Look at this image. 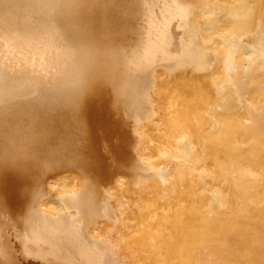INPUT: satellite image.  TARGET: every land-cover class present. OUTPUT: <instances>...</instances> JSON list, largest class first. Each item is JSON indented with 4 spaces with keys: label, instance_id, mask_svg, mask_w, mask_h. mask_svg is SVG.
I'll list each match as a JSON object with an SVG mask.
<instances>
[{
    "label": "bare ground",
    "instance_id": "obj_1",
    "mask_svg": "<svg viewBox=\"0 0 264 264\" xmlns=\"http://www.w3.org/2000/svg\"><path fill=\"white\" fill-rule=\"evenodd\" d=\"M158 1L159 5L156 1L155 3L161 7L162 0ZM166 1L162 2L163 6ZM183 1L185 0H182V5L186 2ZM135 2L136 0H0V220L2 219L1 214H3L1 211L9 210L12 206L11 203L18 204L17 206L22 208L24 213L27 211L24 214V217L25 215L28 217H25L28 219L27 222L22 217L23 214L20 215L18 207L19 212H17L24 219H19L17 215L18 221L15 217L16 222L21 221L20 224H22V221H25L27 223L24 224L27 227L25 228L26 234L23 231L24 226L22 225L21 228L13 220L16 223L13 225L20 226L16 231L23 229L24 236H26L23 239L27 241V243L24 242L26 244L19 241L20 245L24 244L21 248L24 250L26 245L29 256L42 258L43 261L45 259L44 262L49 264H264V0H187L185 7L179 6L181 7L179 8L180 14L178 12L174 14L175 8L173 9L168 4L172 7L170 11L173 9V12L171 11L173 14L170 12L172 17L168 13L169 7L165 12V8L162 6L165 14L168 13L166 17L168 15L173 19L176 15H179L180 18L181 15L188 17L192 12L194 13L191 16L197 17L194 25L191 24L190 15L186 24L183 21L185 26L179 22L181 27L176 22L179 28H183V26L186 28L185 32L183 31L184 35H181L183 34L181 31L179 41L174 40V38L179 39L176 34L177 37H174V33L177 30L179 34L181 29L176 28L175 31H172L171 27L173 26L171 25H169L171 27H164V29L161 27L160 29L158 22L160 25L164 22L167 24L168 20L161 22L164 18L161 19L158 14L161 19L158 20L156 13V18L151 17L158 22L154 23L156 20L150 17L155 25L150 24L151 20H148L149 17H147L150 14L146 8L148 7L147 2V6L143 7L147 10L141 11L149 13L147 16L141 14L147 19L146 17L138 18L140 13L135 11L139 8L142 10V8L141 4L138 8L139 3ZM141 2L143 4L144 1ZM165 4L167 5V3ZM153 6L151 5L150 9L154 10ZM164 12L161 13L162 17L165 15ZM134 13L141 23L144 19L145 23L150 22L149 26L153 25L154 30L152 27L150 28L152 31L147 30L146 32H152L154 38L162 30L158 37L159 40H153V42L150 40L151 43L149 41L150 44L145 48L146 51L144 49L145 52H142L144 56L140 57L143 58L142 61H135L137 63L133 65L134 68L136 67L135 72L129 69V66L134 64L132 63L134 57L130 58L128 53L133 50H130L129 47L130 51L127 52V49L124 48L132 64L125 55L126 52H121V47L130 37L131 33L129 34V32L132 28H129V23H134L132 22L136 19V17L134 19ZM192 19L195 21V18L192 17ZM172 20L169 18V21ZM57 22H60L61 25ZM137 22H135L136 26ZM141 23L138 26L145 24ZM170 23L172 24V22ZM146 25L142 27H146ZM156 26L158 29L156 33L159 31L157 36ZM175 26L177 27V25ZM137 29L139 30V27L135 30ZM146 32L143 31L141 34L147 35ZM150 36V34L147 35L148 38ZM141 41L142 39L137 42L142 43ZM175 42L177 43L173 45ZM69 43L71 45L73 43V47L76 45V49L68 48ZM133 43L140 49L139 43L137 45L135 40ZM143 45L145 44L143 43ZM135 46L133 45V47ZM143 48L141 49L143 50ZM3 50H8L12 56L4 58L1 55ZM139 52L141 54V51ZM136 53L138 54V50ZM137 54L135 57L140 56ZM17 55L21 57L17 59ZM158 55H163L162 62L166 61L164 56L171 55L168 57L173 58L174 61L179 57L178 61L183 62L187 69H183V71L182 68L185 66L182 67L176 60L177 70L181 73L182 71L186 72L187 74H185L188 76L193 68L196 73L192 70L195 74L192 79L197 76L198 71L205 72L206 76L203 77L205 73H201L203 75H201L202 77L199 75L201 78L197 76L198 80L190 81L187 78L192 76L193 73H191L187 78L184 77L186 81L183 80L186 82L184 85L189 87L188 90V87L186 89L184 86L188 94L182 92L185 89L178 86V81L175 86L182 93L178 90L180 94L173 92L174 86L171 85V87L169 84L174 82L169 80L170 82H166L167 84L163 83L162 74L166 75L171 72L170 68L175 67L176 69V66L171 64V67H167L166 73L163 70L161 79L157 78L160 75L157 71L163 69L162 67H165L169 59L162 66ZM158 59L160 62H156ZM138 60L140 59L138 58ZM173 60L171 61L173 62ZM156 63L157 66L153 68L152 65ZM151 67L152 70L159 67L156 72L154 71L156 75L154 72L152 73L157 78L155 80L159 81L155 84L163 83V87L168 85V92H173L168 94L167 88L164 91V88L159 89L160 86L155 84L153 89V84H151V90H154L152 93L159 91L158 95L161 98L163 94V99L165 96L167 97L165 102L163 100L164 104H155L157 100L162 102V99L159 100L160 97L157 94L153 93L156 98L150 93L152 99L155 98L152 100L149 95L150 88L149 92L146 90V85L150 84L149 81L152 78L155 81L154 76L151 77L152 74L148 75ZM188 67L191 68L189 71ZM173 72L171 73L175 76H172L171 73L169 76L168 73L166 76L164 75L166 77L164 79L167 81L168 76V79L170 77L171 80L172 78L176 80V76L183 75L179 72L176 75L177 73ZM177 78L182 79L183 77ZM180 79L179 82L182 81ZM177 87H174L175 91ZM30 92V95H33L32 92H34L33 97L28 95ZM184 94L186 96L180 99ZM21 95H24L23 97L28 95L29 98L15 102L20 99L15 100V97H21ZM135 99L137 103L143 105L142 107L138 103L141 110L143 109L141 113L143 116L146 115L142 118H149L154 110V108H150V102L154 101L155 110L153 112H156L159 106L158 109L160 108L159 110L163 113L162 116H165L160 117V119H165V126H163V121H157L158 125L160 123L163 128L159 127L161 130L157 136H154V140L151 134L153 140L151 148L153 147L158 158L152 157L150 160L152 162L153 159L154 161L157 159L158 164L153 162L159 167L153 166V168L156 167L154 169L160 171L159 173L163 172V176L156 175L163 177L161 178L163 183L160 179L161 181L159 180L160 182L158 181V185H156L157 182L155 183L153 179V187L148 185L146 188L150 189H147L148 191L144 189L146 192L142 196L140 195L142 194L141 186H137L141 193L137 192L135 196L141 197L140 200H137L139 196H136L137 199L133 197L135 201L130 199L132 195H128L129 192L124 190L130 197L129 201L132 200L135 204L139 201L137 206L133 202L130 203L125 196L124 198L127 199L123 198L126 201H123L124 203L122 200H109L108 209L113 204L115 205L112 201L119 202L120 205L126 204L128 201L129 203L126 205H135L134 207L130 205L131 212L127 214L119 210L124 214L122 216L116 211L121 209L118 207L119 203H116L115 207L117 206L118 209L115 212L120 214H118L120 218L117 222L120 224L121 230L119 229L118 232L116 225H114L116 227L113 233L109 232V228H105L107 230L105 232H109V235L107 233L102 236L91 234V226H97L101 218L106 220L109 218V214L112 215V212L107 210V205L101 206L102 201L98 203L102 199L101 192H107L105 191L107 185L104 186L107 182L102 183L104 188L101 187V183L99 184L100 175L97 173H95L97 176L94 177L96 180L90 178L93 182L90 181L85 185L86 187L81 186L84 187L82 189L78 186L82 190H77L76 187L72 188V191H68L67 188V193L59 205H51L49 210H45L40 204L44 196L48 194V191L46 193L43 189L46 188L43 181L50 177L45 176L44 180V177L39 173L48 166L54 167L56 170L62 168V166L59 167V163L63 157L72 158V156H77L79 160L77 157L75 160L78 162H87L84 163L85 167L80 168L82 170L87 165L98 170L109 167L110 165L107 166L105 160L110 161V154H108L110 157L106 156L107 158L104 157V160V158L101 159L102 154L98 156V152H96V149L99 148L102 152L101 144H99L101 135L96 134L98 127L102 128V137L119 136L117 144L113 141L115 148H122L120 146L123 143L122 139L130 142L134 135L127 132L131 128L124 126L130 122L121 121V123L120 119L118 120L121 112L117 113L120 111V105L124 107L126 106L123 104L124 102L127 101L129 104L132 102L131 100ZM136 102L134 103L136 106L131 104L132 111L137 108V111L140 110ZM129 108L131 106L127 105L123 111L127 109L129 111ZM135 112L132 114L136 120L138 116L135 115L140 112L138 111L139 113L136 114ZM129 114L126 115L129 116ZM123 116L121 115L120 118H124ZM141 119L140 121H142ZM144 119L143 124L140 121L136 122L144 125V122H147ZM129 120L134 121L132 126L137 124L134 119L129 118ZM157 123L155 120L151 125L153 124L154 127V124L157 125ZM146 124L148 126V123ZM77 128L83 132L78 131ZM76 129L77 134L78 132L83 133L82 137H80L81 134L77 135L83 139L82 141L74 138ZM96 129L97 131H95ZM130 135L131 138H129ZM136 135L137 133H135ZM64 137L66 138L65 143L60 141L64 140L61 139ZM138 138L140 139L141 136ZM138 138L137 140H139ZM144 138L145 142L150 139L149 137V139ZM98 139L100 140L98 141ZM104 139L106 140V138ZM132 139L133 144L134 141L138 142ZM143 140L142 145H144ZM59 141L64 144V147L57 144L60 143ZM87 142L91 145L98 142L99 148H95L96 146L93 145L94 147L89 149ZM105 145L103 144V146ZM134 146L137 148L138 143L137 146L136 144ZM140 148L139 151L143 147ZM122 151L123 149H121L120 155ZM65 153L68 154V157L64 156ZM142 153L145 154L146 150ZM58 155L60 157L56 159ZM126 155L128 156V154ZM61 156L63 157L61 158ZM48 157H50V163L45 164L44 159L47 160ZM141 159L142 157L140 161ZM143 159L141 161L143 165L144 161H148L150 165L149 160ZM67 160L69 159L63 160V163H67V167L68 164L71 167V164L76 162L74 159L71 161L72 163L66 162ZM122 160L121 164L125 161L128 163L127 159L123 163ZM132 161L130 160L131 164L136 160ZM81 164L76 165L80 166ZM73 166L71 169L78 168V166L74 168ZM127 166L129 168V164ZM63 167H66V164ZM67 167L66 169L69 170ZM114 168L115 166H112V171ZM86 170L88 171V168ZM93 170L95 169L93 168ZM60 171L57 172L60 173ZM123 173L126 174L127 171ZM42 174L51 176L52 171L51 174H44V172ZM90 174L92 173L90 172ZM100 174L102 175V173ZM106 174L103 173V175ZM41 179L43 180L39 183L43 182V187L37 185L38 180ZM144 182L150 183L148 179ZM47 183L46 190H49L50 182ZM34 184L38 188L41 186L44 192L35 188ZM137 184L142 183L140 181ZM143 185L144 183L142 187ZM137 187L134 189L137 190ZM129 188L128 184L127 189L131 190ZM100 189L105 190L100 191ZM132 194L134 196V193ZM107 198H109L108 195ZM3 206H7V208L5 209ZM103 207H106V210ZM122 207L124 206L122 205ZM70 208L80 210L82 216L87 219L86 225L74 221L75 217L70 213ZM113 208L114 206L111 210ZM22 209H20L21 213H23ZM123 211L127 212L128 210L123 209ZM12 214L6 212L5 215L11 216ZM11 218L13 219L12 216ZM3 228L5 227L3 226ZM12 228L15 230L14 227L11 229L9 227L13 232ZM122 228L123 244L120 243L117 246L113 239L118 236L113 238L115 236L113 234L115 231L121 233ZM18 231L17 233H19ZM3 232L0 233V237ZM4 237L6 236L4 235ZM7 237L4 239H10V236ZM4 239H0V254L3 258L0 263L17 264L16 260L12 261V259H16L14 258L15 254L13 256L10 253L12 258L5 250L6 246L4 245L5 248L2 246L7 243ZM118 239H121L120 235ZM8 246L11 249L12 245ZM123 250L126 253H131V258H128L130 262L128 259L125 260L127 263L121 260L120 251L123 253ZM25 258L27 259L26 256ZM40 263L32 260L25 261V264Z\"/></svg>",
    "mask_w": 264,
    "mask_h": 264
},
{
    "label": "rangeland",
    "instance_id": "obj_2",
    "mask_svg": "<svg viewBox=\"0 0 264 264\" xmlns=\"http://www.w3.org/2000/svg\"><path fill=\"white\" fill-rule=\"evenodd\" d=\"M132 1H133V0H132ZM137 1H138V0H136V2H135L136 4L139 3L137 7L139 8V5L141 4L140 7L142 8V10H140V8H139L138 10L136 9L137 11H135V12L138 13V14L140 13V15H138V18H140V19H141V18H145L149 13H150V14L152 13L151 15L149 14V16H147V17H149V18H150L151 16H154V17H155L156 14H157V15L159 14V15L161 16V19L164 18V19L161 20V19L159 18V15H158L157 19H158V20H161V22H163L164 20H166V21L168 20V23L166 22V23L168 24V26H167V24H165V22H164V23H161V25H162V26H161V25L159 24L158 20H156V19H154L153 17H151V18H153L154 20H156V21H154V23H157V22H158V26H160V27H159L160 29H161V27H163L162 29H164V27H171V26H173V27H171V28H173L174 30L171 29V28H170V29H171L172 31H175L176 28H177V29L179 28V27H178L179 22H180V24L182 23L181 25H184V26H185V24H186V20L189 21V18H190V17H191L190 20H192V23H191V24L194 25V23H196V21H197V17H195V16H191L192 13H194V12H192L191 14H189L190 17H189V15H188L189 18H188V17H183V15H181V18H180L179 15H178V16L176 15L177 19H176V17H175L174 19L177 20V21H175L173 18H171V17H172V14H173V13H172L173 11H174V14H175L176 12L179 13V8H181V7H185V6L187 5V0H185L186 2L183 1V2H185V3H184L185 6L182 5V4H183V3H181L182 0H180V3H179V0H167L168 2H167V1L165 2V3H167V5H166L165 3H163L165 6L162 5V2H164L165 0H164V1H163V0L161 1V0H160V1H161V3H160L161 7H158V6H157V5H159V3H158L159 1H158V0H151V3H149L150 0H149V1L147 0L146 2H147L148 7H146L147 5H146L145 0H140L139 2H137ZM141 1H144V2H145V4H144V2H143L144 6H143V4H142ZM155 1H156V3H158L157 5H156ZM140 2H141V3H140ZM148 3L151 4L152 6L155 4L156 7H157L158 9L155 7V5H154L153 7H155L154 10H156V11L150 9L151 5H149ZM168 4H170V5L173 7V9L175 8L176 10H175V9H174V10L171 9V11L173 10V11L171 12V11H170V8H172V7L168 6ZM145 5H146V6H145ZM162 6H163V8H165V10L162 9ZM166 6H167V7H166ZM179 6H181V7H179ZM143 7H144V8L146 7V8L148 9V12H149V13L147 12L148 14H147L146 12H144V13L141 12V11H144V10H145ZM168 7H169V8H168ZM151 8H152V7H151ZM159 8H160L161 10H160ZM166 8H168V10H169L168 13H170V12L172 13V14L170 13V14H171V17H168V16H170V15L167 16L168 19H165V18H167L166 15L168 14V13L165 14V12H167V11H166V10H167ZM147 9H146V10H147ZM139 10H140V11H139ZM146 10H145V11H146ZM149 10H150V11H149ZM151 10H152V12H151ZM157 10H159V12H157ZM163 10H164L165 12H164ZM153 12H154V13H153ZM163 12H164V14H165V15L163 14L165 17H164V16L162 17V14H161V13H163ZM136 13H134V19H135V17H136V16H135ZM142 13H143V15L145 14L146 16H143V17H142V15H141ZM155 13H156V14H155ZM154 14H155V15H154ZM176 14H177V13H176ZM179 14H180V13H179ZM193 15H195V14H193ZM139 16H141V17H139ZM147 17H146V19H147ZM173 17H174V16H173ZM178 17H179V19H178ZM192 17L195 18V21H194V19H192ZM132 18H133V17H132ZM138 18L136 17L137 20H136V19H135V20L132 19V20H134V21H132V22L135 23V22L138 21L139 23H141L140 19L138 20ZM149 18H148V20H151V18H150V19H149ZM155 18H156V17H155ZM169 18H170V20L173 19L174 21H173V20H172V21H169ZM142 20H143L142 23H143V22L145 23L144 19H142ZM148 20H147V21H148ZM179 20H180V21H179ZM152 21H153V20H151V23H150L149 21L146 22L145 24H142V23H141L142 26H145V25L147 24L146 27L148 26L149 28H148V27L146 28V27L138 26V25H140L138 22H137V26H136V23H135V24H134V23H133V24H130V23H129V28H130V27L132 28V29L130 28L131 31L129 32V34L131 33L129 39H130V38H131V39H130V41H129V39H126V43L123 45L124 47H123V46L121 47V52H122V51H125V52H126V49H127V52L130 51L131 49L134 51V52L132 51L133 54H134V56H133V54H132L131 51H130V53H128V54H130V55H129L130 58H131V56L134 57V58H132V59H133L132 61H134V62H132V63H134V64H132V63L130 62L131 59L128 57L127 52H126V53L124 52L125 55H127V58H128V60H129L130 64H132V65L129 66V67H130L129 69H130V70L132 69L131 71H134V72L136 71V67L134 68L133 65H135V63L138 62V61H139V62L142 61L143 58H142V59L140 58L141 56H144V55L142 54V52L144 53V52L146 51L145 48L151 43V41L153 42V40H154V41L159 40L158 37L161 35V31H162V30L160 31V33H159V31H158V33H159L160 35H159L158 33H156V30H158V29H157V26H156V29H155V33H156V36H157V34H158V36H157L156 38H154V37L152 36V34H151L152 32H151V33H150V32H146L147 30H149V31L154 30L153 25H150V26H151V27H150L149 24H148V23H150V24H154ZM183 21L185 22V24H183V23H184ZM132 22H131V23H132ZM169 22H172V24H171V23L169 24ZM176 22H177L178 24H176ZM57 23L60 24V22H57ZM164 24H165L166 26H165ZM173 24L177 25V27H176L175 25H173ZM180 24H179V26H181ZM60 25H61V24H60ZM132 25H133V27H132ZM134 25H135V26H134ZM154 25H155V24H154ZM156 25H157V24H156ZM169 25H171V26H169ZM184 26H183V28H179V29H181L179 34H178V31H177V30L175 31V33H174V37H177V36L179 37V39L174 38V40L176 39L175 41H179V40H180V37H181L180 34H181L183 31L185 32V29H186V28H185ZM60 27H62V26H60ZM135 27H136V28L139 27V30H140L141 28H142V29H143V28H146V29H143V30L141 29L140 31H141V32H143V31L146 32L147 35L150 34V35L152 36V38L150 39L151 36L148 38L147 35H145V33H144V36H143V33H142V34H141V32L139 33V30H138V29L135 30V29H136ZM152 27H153V28H152ZM181 27H182V26H181ZM133 28H134V29H133ZM150 28H152V30H150ZM160 29H159V30H160ZM182 29H183V30H182ZM181 31H182V32H181ZM135 32H137L138 34H136ZM184 32H183V34H181V35H184ZM132 33H133V34H132ZM134 33H135V34H134ZM153 33H154V31H153ZM155 33H154V34H155ZM154 34H153V35H154ZM175 34H176L177 36H176ZM133 35H136V36L134 37ZM131 36H133V37H131ZM145 37H146V38H145ZM139 38L142 39V41H141L142 43L137 42L138 40H139V41L141 40V39H139ZM144 38H145V39H144ZM146 39H147V40H146ZM134 40H135L136 44L139 43V48H140V49H141L142 47H144L143 50H142V49L140 50V49H138V46H135V44L133 43ZM136 40H137V41H136ZM150 40H151V41H150ZM149 41H150V43H149ZM173 42H174V41H173ZM143 43H144L145 45H143ZM176 43H177V42H175L173 45H175ZM70 45H71V43H69L68 48H71V49L75 48V49H76V45H75V44H74V45H75L74 47H73V43H72V45H71L72 47H71ZM127 45H128V46H127ZM129 45H130V46H129ZM131 45H132V46H131ZM133 45H134L135 47H133ZM137 45H138V44H137ZM140 45H142V46L140 47ZM129 47H130V50L128 49ZM131 47H132V48H131ZM124 48H126V49H124ZM133 48H134V49H133ZM135 48H137V49H135ZM144 49H145V51H144ZM136 50H138V54H139L140 56L136 53ZM173 50H174V49H173ZM139 51H141V54H140ZM174 51H175V50H174ZM136 54H137L139 57H137V56L135 57ZM1 55H2L4 58H7V57L10 58V57L12 56V54H11L8 50H3V51L1 52ZM158 56H159V58L161 59V62H160L159 59L156 60V62L159 61V62L162 64V66H164L163 63L165 64V62L167 61V59H168L171 55H170V56L168 55L169 57H168V56H167V57L164 56V58H165L166 61H163V62H162V60H163V55H162V56H161V55H158ZM20 57H21V56H18V55H17V59H19ZM161 57H162V58H161ZM138 58H139L140 60H138ZM177 58L179 59V57H177ZM135 59H136V60H135ZM175 59H176V58H175ZM178 59H176V60H177V63L179 62V63L182 65V67L185 66V65L183 64V62L178 61ZM171 60H173V58H172V59H170V58L168 59V61L172 62ZM176 60H175V61L173 60L172 63H170V62L167 61L166 64H165V67H166V68H165V67H162L163 69H159V67L161 68V66L158 65L159 67H157V68H158L159 70H158L157 72H158V74H160V75H158L157 78H160V76H161L162 73H164V72L166 73V72H167V69H168L167 67H169V66L171 67V66H172L171 64H173V65L175 64L174 66L178 65V64L176 63ZM135 61H136V62H135ZM160 63H158V64H160ZM167 63H169L170 65L167 64ZM136 64H137V63H136ZM180 64H179V65H180ZM166 65H168V66H166ZM154 66H157V63H156L155 65H152L153 68H155ZM131 67H132V68H131ZM152 67H151L150 71L148 72V75H151L154 71L156 72V69H157V68H156L155 70H154V69L152 70ZM172 68H173V67H172ZM172 68L169 69V70H171V72H173V71H175V73L179 72L180 74H183L184 76H183V75H182V76H181V75L176 76V78H175L176 80H174V78H172L173 81L171 80L170 77H169V79H168V76H167V81H166V80L164 79V78H166L165 76H166L168 73H169L168 75L170 76V73H171V72H168L166 75L164 74L165 76L162 74V76L164 77L162 82H163V83H166V82H168V81L170 80L171 82H174V83H173V84L170 83L169 86L173 85L174 87H177V86H175V84H178V83H179V84H178L179 87H181L182 89H185V88H184V86H185L186 89H187L188 86H187V85H184V83L186 84V82H184V81H186V78H187L188 76H190L191 73H193L194 69H193V68L191 69L190 67H188V68H189L188 71H189L190 69H191V71H190V73H188V76H187V75H186L187 73H186V72H183V71H184L183 69H187L186 66H185V68H184V67L182 68V70H183L182 73H181V71H178V70H177V66H176V69H175V67H174L173 69H172ZM134 69H135V70H134ZM174 69H175V70H174ZM178 69H179V66H178ZM180 69H181V66H180ZM151 70H152V72H151ZM161 70H162V71H161ZM163 70H165V71L163 72ZM192 70H193V71H192ZM160 71H161V73H159ZM186 71H187V70H186ZM197 71H198V70H197ZM155 72H154V75H156ZM199 72H200V74H198ZM202 72H203V71H198V73H197L196 75H197L199 78H201V77L203 76L202 74L205 73V72H204V73H202ZM173 73H174V72H173ZM185 73H186V74H185ZM194 73H196V70L194 71ZM194 73L191 74V75H192V76H190L191 78L189 77V78H187V79L190 80V81H191V80H198V79H197V76L194 77V78L192 79V77L195 75ZM201 73H202V74H201ZM154 75L152 74L151 77L154 76ZM171 75H172V76H175V74H172V73H171ZM176 75H178V73H177ZM199 75H200V76L202 75V76L200 77ZM185 76H186V78L184 79ZM205 76H206V73H205V75H204L203 77H205ZM177 77H183L182 79L179 78V79L182 80V81L179 82V79H178ZM157 78H155V76H154V80L157 79ZM160 79H161V78H160ZM177 79H178V80H177ZM164 80H165V82H164ZM183 80H184V81H183ZM157 81H158V80L153 81V78H152L151 81H149L150 84L146 85L147 88H148V89L146 88V90L148 91L149 88H150V90H151V88H152L151 84H153V89H154V84H155ZM170 81H169V82H170ZM176 81H178V83H177ZM153 82H154V83H153ZM158 82H159V81H158ZM158 82H157V83H158ZM175 82H176V83H175ZM163 83H162V84H163ZM182 83H183V84H182ZM162 84L160 83V85H159V84H158V85L155 84V85H156V86H160L159 89L164 88L163 90L166 91L165 88H167V87L169 88V86L167 85V87H163L164 84H163V85H162ZM166 84H167V83H166ZM166 84H165V86H166ZM146 86H145V87H146ZM150 86H151V87H150ZM156 86H155V87H156ZM161 86H162V87H161ZM182 86H183V87H182ZM171 87H172V86H171ZM174 87H173V92H176V93H177L180 89H178V87H177V89H176V91H175ZM168 88H167V92H168ZM153 89H152L150 92L148 91V92H149V95H150V93H152V91H154ZM186 89H185V91L182 90V92H185V94L187 93V90H186ZM169 90H170V89H169ZM171 90H172V89H171ZM177 90H178V91H177ZM188 90H189V87H188ZM155 91H158V90L155 89ZM180 91H181V90H180ZM180 91H179V92H180ZM190 91H191V90H190ZM190 91H188V92L190 93ZM169 92H171V91H169ZM169 92H168V94H169ZM173 92H171V93H173ZM179 92H178V93H179ZM182 92H180V93H182ZM153 93L157 94V96H159L158 93L160 94L159 91H158V93H157V92H153ZM153 93H152V94H153ZM180 93H179V94H180ZM30 94H31V92H30L28 95H30ZM32 94H33V95H30V96L33 97V96H34V92H32ZM152 94L150 95V97L152 96ZM155 94H153V96H155ZM168 94L165 93V95H168ZM185 94L183 95V97L181 96L182 98H180V99H183L184 96H186L188 93H187L186 95H185ZM28 95H25V97H23L24 95H21V97H18V96L15 97V100L20 98L19 100L15 101V102H18V101H20V100H25V99L29 98ZM155 97H156V96H155ZM159 97H160V99H159V98H158V99H159V100L162 99V102H161V101L158 102V100H157V103H155V101H154L153 103L150 102V105H151L150 108H154V110H155V106H153L154 103L157 104V105L164 104L165 99H166L167 97L165 96V98L163 99L164 94H163L162 98H161V96H159ZM21 98H22V99H21ZM152 98H153V97H151V99H152ZM156 98H157V97H156ZM152 100H155V98L152 99ZM163 100H164V102H163ZM13 101H14V100H13ZM131 101H132V102H133V101L136 102V99H135V100H131ZM131 101H130V102H131ZM126 102H127V101H126ZM126 102L123 103V104H126V106L123 107L122 105H120V111L117 113V114H119V113L121 112V114H119L120 117H121V115L123 116V113H125V114H124L125 117L123 116L124 118H120L117 114H115V115H117V116L119 117L118 120L120 119V122H121V121H122V122L124 121L125 123H127L126 121H128V122L131 123V126H130V123H127V125H126L125 123H124L125 125L123 124L125 127L127 126V127L131 128V129L127 128V129H129V131H127V132H129V133H131L132 135H134V136H132V138L134 137L133 139L131 138V135H130L129 138H131L133 141H134V140H137V138H138L139 136H141V138H142V137L144 138L143 135L147 132L146 134H147L148 136L145 134L146 137H145L144 139H149V138L151 139L152 136H153L152 139L154 140V138H155L154 136H155V135L157 136V135L159 134V130H161V129L163 128V126H165V124H166L164 118H163V119H160V117L162 118V117H165V116H164V115L162 116L163 113H161V111L159 110L160 108L158 109L159 106L157 107L156 112H153L154 110L152 109V110H153V111H152L153 114L151 113V114L149 115V118L146 117V118L149 119V120H150L151 118H153V119H151L152 122H154V121L156 120V123H157V121H158V122H160V121L162 122V121H163V123H164L163 126H160V123H159V125H158V123H157L158 127H157V125L154 124V127H157V128H158V130H157V128L154 129L153 124L151 125V123H152L151 120H150V122H149V120H145L146 118H145V119L142 118V117H145L146 115L143 116V114L141 113V112H143V111H142L143 109L141 110V108H140L141 106L143 107V105H142L141 103L138 102L139 104H141V106H139L138 103L136 102V103H137V107L139 106V109H140V110H138V111L141 113L142 116H141L140 113L137 111V109H138V108H137V109L134 110V111H136L135 114H136L137 112H138L139 114H136V115H135V116H138V117H136V120H135V117L133 118V114H132L134 111L131 110V109H133V108H132L133 106H136V105L134 104L135 102H133V103L131 102V103H129V104H128V102H127V103H126ZM158 103H160V104H158ZM131 104H132L133 106H132ZM127 105L131 106V108H129V111H128V109L125 110V111H123V110L125 109V107H127ZM150 105H149V106H150ZM123 108H124V109H123ZM134 108H136V107H134ZM150 108H148V109H150ZM121 110L123 111V113H122ZM117 111H118V110H117ZM126 111H128V112H126ZM130 111H131V112H130ZM127 113H130L132 117L130 116V114H129L130 117H129L128 115H126ZM156 114H157V116H156ZM160 114H161V115H160ZM115 115H114V117H116ZM126 116H128V117H126ZM147 116H148V115H147ZM154 116H155V118H156L155 120H154ZM158 116H159V118H157ZM139 117H141L142 119L139 118ZM129 118H131V120L134 119V120H135V124L137 123L136 121L139 122L140 119H141L142 121H143V119H144V121H147V122H144V125H141V124H143V122L140 121V122H142L141 124H139V123H137L136 125L133 124V126H135V127H133V126H132V123H134V121H130ZM122 119H123V120H122ZM125 119H127V120H125ZM138 119H139V120H138ZM159 119H160V120H159ZM122 122H121V123H122ZM146 123H148V126H147ZM161 124H162V123H161ZM151 126H152V127H151ZM138 127H140V128L142 127V128H143V131H142V128H141V129L139 128L141 131H140L139 129H137ZM159 127H160L161 129H159ZM98 128H99V129H98ZM98 128H97L98 131H97V129L95 130V131H97V133H96V132H95V133L101 135V136H100V137H101V140L98 139V141L100 140V141H99V142H100L99 144H101L100 147H101V151H102V152H100L99 144H97L98 142H95L94 144H93V143H92V144H93L94 146H96L95 148H99V149H96V150H97L96 152H98V153H97L98 156H100V155L102 154V155H101V159H103L104 157L107 158V157H110V156H111L109 159H110V161H112V162H110L108 159L105 160V158H104V160L107 161V162H106V165H107V166L110 165L109 167H111V168L106 167V168H104V169H105V171H104V169H101V170L99 169V170H98L97 168L93 167V168L95 169V170H93L92 167H88V165H87L86 168H88V171L86 170V168H85V169L83 168V170H82V169H80V168H82L83 166L85 167V166H86L85 164H86L87 162H83L82 160H80V161H82V162H78V161H76L75 158H76L77 156H74V157L72 156V158H70V157H69V158H65V157L61 156V158L63 157V160L69 159V160H67L66 162L69 161V163H70V162L73 161V159H74V161H76V162H75L76 164H81V163H82V164H81L82 166H81V165L78 166V165H76V164L73 162V165L75 164V166H78V168L75 167V166H73L72 164H71V167H70V164H68L69 166L67 167V163H63L64 161H63L62 159H61L62 161H60V160H59L60 158H59V159H58V160L60 161V163H59V167L62 166L63 169L58 167L59 169L56 170V168H55V169H54V167H53V168H50L49 166H48V167H49V171L47 170L48 167L45 168V169H43L44 174H45V173H46V174H48V173L51 174V171H52V174H51V176H50V175H43V174H42V173H43L42 171L39 173V175L41 174V175L44 177V178H43L44 180L46 179L45 176H47V178L50 177V178H48L47 180L43 181V182L45 183V186H46V188L44 187L43 189H45V192H46V193H47V191H48V194H46V195L44 196V198L41 200V203H40V204L42 205V207H43L45 210H49V207H50L51 205H54V206L56 205V206H58L59 203L62 201V199H64V195H65V193H67V190H66L67 188H68V191H70L72 188H73V189L76 188V187L78 188V186H80V188H82L81 186H85L86 184H89L90 181H92V180H90V178L93 179L94 177L97 176V174H99L100 177H99V175H98V177L101 179V180L99 179V180H100L99 184L101 183V185H102L103 182H104V183L107 182V183H105V184L103 183L104 186L107 185V187L105 188L106 190H105V189L101 190V189H102V188H101L100 191H104V190H105V191H107V192H105V193H104V192H101V193H102V197H101V198H102L103 200H102V199H100V201L98 200V201H99L98 203H100V202L102 201L103 203H100V205H101V204H102L101 206H106V205H107V210H108V211L110 210V212H112L111 214L114 215V216H112V215L109 214V215H108L109 218H107V219H109V220H107V219L104 220V219L101 218V220H100V222L98 223L97 226H91V234H92V235H95V236H102L104 233H105V235H106V233H107V232H105V231H107V230H105V228H107V229L109 228V232L111 231V232L113 233V232H114V228L117 226V228H118V232H119V229H120V224L118 223V222H119L118 219L120 218L119 215L121 214V215L123 216L124 214H122V213L127 214L128 212H131V211H130V209H131L130 205H133V204H128V205H126V204L129 203V202H130V203L133 202L132 200L129 201V198H130V197H129L128 195L131 194L132 196L130 195V196H131L130 199H133V200H134V198L137 196V195L135 196V193L137 194V192L142 191V194H140V195L142 196V195L146 192L145 190H147V189L149 190V189H150V188H146V187H148V185H149V187H151V188L153 187L152 184L154 183V180H155V183L157 182L156 185H158V181H159L161 178H163V177H159V176H161V175L163 176V174H162L163 172H162V173H159L160 171H158L157 169H154V168H156V167L153 168V166H157V167H159V166L157 165V164H158L157 159H155V161H154V159H153V161H154V162H157V164H154L153 161H152V162L150 161V160L152 159V157H153V158H154V157H155V158H158L157 153L154 151V149H152L153 147L151 148V146H152L151 143L153 144V142H152L153 140H152V139H151V141H149V140H150V139H149V140H147L148 142H147V141L145 142V141L143 140V138H142V139H141V138H140V139L138 138V139L141 141V143H140V141L137 140V141H138L137 143H138V146H139V147L137 146L136 141H134V144H133V142H131V139H130V142H131V143L129 142V140L125 141L124 139H122V140H123V141H122L123 143L120 145V146H122V148L119 149V148H115V147H116V146H115V143L117 144V142H118L117 140H118L119 136L116 137V136H109V135H108V136H106V137H102V130H101L102 128H101V127H98ZM148 128H152V129H148ZM77 129H78V128H77ZM77 129L75 130V136H74V138H75V139H78V140H80V141H82L83 139L80 138V137H82V135H83V133H80L82 130H81V129H78V131H80V132H78V134H77V133H76V132H77ZM144 129H145V131H144ZM153 129H154V130H153ZM151 130H152V131H151ZM156 130H157V131H156ZM137 131H140V132H137ZM154 131H155V132H154ZM82 132H83V131H82ZM99 132H100L101 134H100ZM153 132H154V133H153ZM157 132H158V133H157ZM135 133H137V135H138V133H141V134H139L138 137L135 138V137L137 136V135L135 136ZM80 134H81V135H80ZM125 134H126V133H125ZM125 134H124V136H126ZM151 134H152V136H151ZM77 135H80V137H78ZM128 136H129V134H128ZM108 137H109V138H108ZM111 137H112V138H111ZM148 137H149V138H148ZM104 138H106V140H105ZM107 138H108V140H109L108 142H110L109 144H106V143H108V142H107ZM127 138H128V137H127ZM61 139H64V140H60V141L65 143V141H66L65 139H66V138L64 137V138H61ZM103 139H104V140H103ZM142 140H143V144H144V145H142ZM60 141H59V142H60ZM84 141H85V139H84ZM84 141H83V142H84ZM103 141H105V142H103ZM113 141H114L115 143H114ZM116 141H117V142H116ZM61 142H60V143H57V144H61V146L64 147V146H63L64 144H62ZM102 142H103V143H102ZM125 142H126V143H125ZM84 143H85V142H84ZM88 143H89V142H87V146L89 147V149L92 148V147H94L93 145H91V143H89V144H88ZM147 143H148L149 146L147 145ZM96 144H97V145H96ZM103 144H104V145L106 144V145L103 146ZM135 144H136L137 148L134 146ZM140 144H141L142 146H141ZM145 144H146V146H145ZM84 145H85V144H84ZM90 145H91V147H90ZM108 145H109V146H108ZM113 145H114V146H113ZM85 146H86V145H85ZM106 146H108V147H112V148H114V149H111V148L109 149L108 147L106 148ZM130 147H131V148H130ZM132 147H133V148H132ZM140 147H141V148L143 147L144 149H143V148L141 149ZM148 147H149V148H148ZM104 148H105V149H104ZM124 148H127V149H124ZM135 148H136V150L133 151V149H135ZM139 148H140L141 150H143L144 152H145V150H146V153H145L146 156H144L145 154L142 153L143 151H142V152H141V150L139 151ZM145 148H147V149H145ZM64 149H65V148H64ZM89 149L87 148V150H89ZM102 149H103L104 151H103ZM106 149H107V150H106ZM121 149H123V151L121 152V153L123 154V156H122V154L120 155V151H121ZM151 149H152V150H151ZM118 150H119V151H118ZM124 150H125L126 152H125ZM149 150H150V152H148ZM111 152H113V153H111ZM114 152H118L119 154H118V153L115 154ZM132 152H133V153H132ZM136 152H137V153H136ZM124 153H125V154H124ZM131 153H132L133 155H132ZM148 153H150V154L154 153V154H153V156H152V155L150 156V154H148ZM62 154H63V153H62ZM65 154H66V155H64V156H67V157H68V154H67V153H65ZM95 154H96V153H95ZM99 154H100V155H99ZM103 154H104V156H103ZM108 154H110V156H108ZM113 154H115L114 157H112ZM126 154H128L129 157H128ZM137 154H138V155H137ZM140 154H141V155H140ZM155 154H156V155H155ZM47 155H48V154H47ZM59 155H60V154H59ZM59 155L56 157V159H57L58 157H60ZM116 155H117V156H116ZM118 155H120L119 158H118ZM131 155H132V157H131ZM134 155H136L139 159H138L136 156L134 157ZM139 155L142 157L141 161L144 160L143 158H145V160L147 159V160L150 161V165H149V162H148V161H144L145 163H144V165H143V162L140 161V158H141V157H140ZM147 155H148V156H147ZM69 156H70V155H69ZM106 156H107V157H106ZM121 156H122V157H121ZM125 156H126V157H125ZM149 156H150V157H149ZM87 157H88V156H87ZM130 157H131V158H130ZM49 158H50V157H48L47 160L44 159L45 162H44V161H43V162H44L45 164H47V163L49 162ZM94 158H96V157L94 156ZM97 158H98V157H97ZM133 158H134V159H133ZM70 159H72V160H70ZM113 159H114V161H113ZM117 159H119V160H117ZM122 159H123V160H122ZM126 159L128 160V163H127L126 161L124 162V160H126ZM137 159H138L139 161H138ZM58 160H57V162H59ZM77 160H79L78 157H77ZM115 160H116V161H115ZM121 160H122V163L124 162L123 164H121ZM130 160H131V161H132V160H133V161L136 160L138 164L135 163L136 161H135V162L132 161V162L134 163V165H133V163L131 164ZM54 161H55V160H54ZM105 161H104V163H105ZM77 162H78V163H77ZM109 162H110V163H109ZM116 162H119V163H118L119 165H118ZM129 162H130V163H129ZM139 162H140V165H139ZM147 162H148V163H147ZM49 163H50V162H49ZM71 163H72V162H71ZM84 163H85V164H84ZM115 163H116V164H115ZM146 163H147V164H146ZM151 163L154 164V165H152ZM61 164H62V165H61ZM64 164H66V167H67L69 170H67L66 167H63ZM114 164H115V165H114ZM124 164H125V165H124ZM127 164H129V168H128ZM57 165H58V164H57ZM132 165H133V166H132ZM148 165H149V166H148ZM151 165H152L153 170H152V168H151ZM160 165H161V164H160ZM72 166H73V168H74V167H75V168H74V169H71ZM112 166H113V167L115 166L114 171H112ZM117 166H118V167H117ZM119 166H120V167H119ZM144 166H145V168H144ZM162 166H166V165H162ZM45 167H46V165H45ZM56 167H57V166H56ZM126 167H127V168H126ZM131 167H132V168H131ZM139 167H140V168H139ZM142 167H143V168H142ZM64 168H65L66 170H65ZM76 168H77V169H76ZM108 168H109V169H108ZM117 168L120 169V170H118ZM148 168H149V171H147ZM51 169H52V170H51ZM60 169H61V171H60ZM107 169H108V170H107ZM122 169H123V171H122ZM125 169H126L127 173H126V171H124ZM127 169H128V170H127ZM130 169H131V170H130ZM44 170H45V171H44ZM46 170H47L48 172H47ZM50 170H51V171H50ZM53 170H54L55 172H54ZM115 170H116V171H115ZM132 170H133V171H132ZM135 170H136V171H135ZM141 170H142V171H141ZM57 171H60V173L57 172ZM101 171H103V172H101ZM109 171H110L111 173H110ZM119 171H120V172H119ZM137 171H138V173H137ZM150 171H151V172H150ZM56 172H57V174H56ZM90 172H91L92 174H90ZM98 172H99V173H98ZM123 172H125V173L128 174V175L124 174ZM95 173H97V174H95ZM100 173H102V175H103V173H104V174L107 173V174H106V175H103V177H102V175H101ZM114 173H115V174H114ZM120 173H121V174H120ZM53 174H54V175H53ZM94 174H95V175H94ZM113 174H114L116 177H115ZM134 174H135V175H134ZM138 174H139V175H138ZM154 174H155V175H154ZM160 174H161V175H160ZM92 175H93V176H92ZM130 175H131V176H130ZM156 175H159V176L157 177ZM106 176H107V177H106ZM109 176H110V177H109ZM141 176H142V177H141ZM101 177H102V178H101ZM138 177H139L140 179H139ZM151 177H152V178H151ZM154 177H155V178H154ZM109 178H110L111 180H110ZM128 178H129L130 181L128 180ZM144 178H146V179H144ZM43 179L38 180L37 185H41V186L44 185L43 182L39 183V181H42ZM131 179H132V180H131ZM147 179H148V182L150 181L151 184H150V183H149V184H148V183L146 184V182H144L145 180L147 181ZM149 179H150V180H149ZM153 179H154V180H153ZM93 180H96V178H94ZM103 180H104V181H103ZM107 180H108V181H107ZM109 180H110V182H109ZM113 180H114V181H113ZM143 180H144V181H143ZM161 180H162V179H161ZM161 180H160V181H161ZM132 181H133V182H132ZM140 181H141L142 184L144 183L143 187H142V184H137V182L139 183ZM152 181H153V182H152ZM160 181H159V182H160ZM47 182H48V183L50 182V183L48 184ZM92 182H93V181H92ZM128 182H130V183H128ZM161 182L163 183V180H162ZM46 183L48 184V186L50 185V186H49V190H46V189L48 188L47 185H46ZM162 183H160V184H162ZM110 184H111V185H110ZM128 184H129V187L131 188V190H128V189H127V188H128ZM160 184H159V185H160ZM37 185L34 184V187L36 186L35 188H38ZM101 185H100V186H101ZM108 185H109V186H108ZM131 185H132V187H131ZM146 185H147V186H146ZM156 185L154 184V186H156ZM41 186H39L40 188H38V189H40L41 191L44 192V190L41 189L43 186H42V187H41ZM137 186H141V187H140V189H141L140 191H139V188H138ZM32 187H33V186H32ZM70 187H71V188H70ZM85 187H86V186H85ZM101 187H103V185H102ZM126 187H127V188H126ZM134 187H135V189H136V187H137V190H135ZM35 188H32V189L34 190ZM80 188H78L77 190H82L84 187H83L82 189H80ZM99 188H100V187H99ZM103 188H104V187H103ZM130 188H129V189H130ZM126 189H127V190H126ZM144 189H145V190H144ZM36 190H37V189H36ZM64 190H66V191H64ZM124 190L129 192L128 195H127V193H126ZM133 190H135V191L133 192ZM148 190H147V191H148ZM71 191H72V190H71ZM61 192H62V193H61ZM131 192L134 193V196H133V194H132ZM140 193H141V192H140ZM104 194H107L109 198H107V195H104ZM125 194H126V195H125ZM138 194H139V193H138ZM124 196L127 197V198H128V201H129V202L127 201L126 204H122V203L126 202L125 200L127 199V198H124ZM138 196H139V195H138ZM138 196H137V197H138ZM141 196L138 197L139 199H137V197H136L135 199L140 200V197H141ZM133 197H134V198H133ZM123 198H124L125 200H124ZM107 200H108V201H109V200H113V201H114V200H115V201H120V200H122V203H121V204H122L124 207H122V205H120L119 202H118V203H119V204H118L117 202H113V201H112V203H115V205H116V203H117L119 208L121 207V209H118L117 206L115 207V205L113 204V206H114L113 209H114V210L112 209V210H113V211H112L111 208H112L113 206H111V205H112V204H111V205H110L111 207L108 209L109 204H110V201H109V203H107V202H108ZM106 201H107V202H106ZM123 201H124V202H123ZM134 201H135V200H134ZM105 202H106V203H105ZM138 202H139V201H137L136 204H137ZM133 203L135 204V202H133ZM11 204H12V206L10 205V206H11V207H10L11 209H10L9 206H8L9 210H4V209H3V210L1 211V213H3V214H1V215H2V219L0 220V227H1V228H0V233L3 232V231H4V232L1 234L0 239H4V238H6L7 236H8V237L10 236V239H8V240L4 239V240H6L7 243L3 244L2 246H3L4 248H5V246H6V249H5V250L9 252V253H8L9 255H10V253H12V255L15 254V257H14V258H16V259H14V260L12 259V261L15 262V260H16L15 263H17V264H25V261H26V260L39 261V263L41 262L40 264H49V263H47V262H44L45 259H44V261H43L42 258L33 257V255H30V256H29V255L27 254L28 251L26 250V248H27L26 245H25L26 248H25L24 250L21 248V247H23L22 245H24V244L27 243L26 240H23V239L26 237V236H24V232L26 231L25 228H27V227H25L24 224H27V223H25V221L27 222V220H28L27 218H28V217L25 215V217H27V218H25V217H24V214H26L27 211H25L26 213H24V210H23L22 208H20V207L17 206L18 204H17V205L14 204V203H11ZM57 204H58V205H57ZM136 204H135V205H136ZM15 205H16V206H15ZM119 205H120V206H119ZM135 205H133L132 207H134ZM126 206H128V207H126ZM136 206H137V205H136ZM4 207H5V209L7 208V206H3V208H4ZM17 207L19 208V211H20V212L18 211V208H17ZM125 207H126V208H125ZM103 208H104V207H103ZM122 208H123L124 210H126V211L128 210V211H127V212H124ZM12 209H14V210L12 211ZM20 209L23 210V213H21L22 211H21ZM104 209L106 210V207H105ZM116 209H118V210H116ZM115 210H116L117 212H119V213H120L119 210H122V211H121L122 213L119 214V213L115 212ZM134 210H135V209H134ZM3 211H4V212H3ZM11 211L13 212V214L11 213ZM15 211H16V212L18 211V212L20 213V215L23 214L22 217H24L25 219H24V218H21L20 215L18 214V212L16 213ZM69 211H70V213H71L72 215H74V217H75V220H74V221H75L76 223L86 225V223H87V219H85V218L82 216V213L80 212L79 209H77V208H70ZM6 212H9V214H12L11 216L13 217V219H12L11 216H9V215H8V216H9L10 218H9L8 216H6V215H5ZM4 213H5V214H4ZM113 213H115V214H113ZM14 214H16V215H14ZM118 214H119V215H118ZM17 215H18L19 217H18ZM117 215H118L119 217H118ZM16 216H17L19 219H24L25 221H24V222L22 221V224H20L21 221L18 223L19 219H18ZM122 216H121V218H122ZM4 217H5V218H4ZM15 217L18 219L17 222L15 221V219H16ZM9 219H12V220H9ZM113 219H115V220H113ZM6 220H7V221H6ZM13 220H14L16 223H18V224L21 226V228H22V225L24 226V228H23L24 230L22 229L24 232L20 229L21 231H18V230H17V231L19 232V233H17L16 229H18V227H20V226L13 225V223H14ZM1 221H2V222H1ZM3 221H4V222H3ZM10 221H13V222L11 223ZM117 221H118V222H117ZM114 222H115V223H114ZM10 223H11V224H10ZM16 223H14V224H16ZM4 224H5V225H4ZM8 225H9V226H8ZM114 225H116V226H114ZM3 226H4L5 228H3ZM9 227H10V229H11V227H14L15 230L12 228V229L14 230V231L12 232V231L9 229ZM121 227H122V225H121ZM1 229H2V230H1ZM7 229H8V230H7ZM6 230H7V233H6ZM115 230H116V229H115ZM120 230H121V229H120ZM20 232H21V233H20ZM26 232H27V231H26ZM26 232H25V234H26ZM109 232H108V233H109ZM111 232H110V233H111ZM118 232L115 231V234H113V235H115L113 238H116V236L119 237V235H120V237H121V239H118V237H117L116 239H113V242L116 241L114 244H116L117 246L120 245V243L123 244V239H122V235H121V234L123 233V228H122V232H121V233H118ZM9 233H10V234H9ZM12 233H14L15 235L12 234ZM16 233H17V235H16ZM22 233H23V235H22ZM108 233H107V235H109ZM19 234H20L21 237H23V236H24V237L21 238L20 236H18ZM2 235H3V237H4V235H5L6 237L3 238ZM110 235H112V234H110ZM8 237H7V238H8ZM20 238L22 239V241L20 240ZM4 240H3V242H5ZM114 240H115V241H114ZM9 241H10L11 244H10V243L8 244ZM19 241L22 242V243H24V242H26V243L20 245V242H19ZM0 244H1V243H0ZM4 245H5V246H4ZM8 245H12L11 249H10V246H8ZM27 245H28V244H27ZM7 246H8L9 249L7 248ZM12 248H13V249H12ZM7 249H8V250H7ZM21 249H22V250H21ZM13 250H14V251H13ZM25 250H26V251H25ZM13 252H14V253H13ZM123 253H124V254H123ZM123 253L120 251V254H121V255H120V256H121V260H122L124 263H127V262H125V260L127 261V259H128L129 257L131 258V253H128V252L126 253L125 250H123ZM128 254H129V256H128ZM12 255H10V256H12ZM123 255H124V256H123ZM126 255H127V256H126ZM0 256H1V257H0V260L2 261V259H3V258H2V255L0 254ZM10 256H9V257H10ZM13 256H14V255H13ZM13 256H12V258H13ZM25 256L27 257V259L25 258ZM126 257H127V258H126ZM128 260H129V259H128ZM129 262H130V260H129ZM0 264H1V263H0ZM130 264H131V263H130ZM132 264H133V263H132Z\"/></svg>",
    "mask_w": 264,
    "mask_h": 264
}]
</instances>
